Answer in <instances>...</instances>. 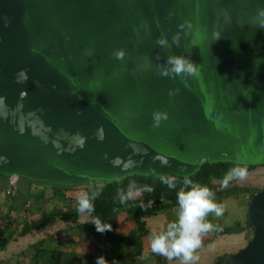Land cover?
<instances>
[{
	"label": "water",
	"instance_id": "95a60500",
	"mask_svg": "<svg viewBox=\"0 0 264 264\" xmlns=\"http://www.w3.org/2000/svg\"><path fill=\"white\" fill-rule=\"evenodd\" d=\"M261 8L0 0V175L80 186L264 166ZM171 57L194 71L177 73ZM247 218L254 235L226 264H264V189Z\"/></svg>",
	"mask_w": 264,
	"mask_h": 264
},
{
	"label": "trees",
	"instance_id": "16d2710c",
	"mask_svg": "<svg viewBox=\"0 0 264 264\" xmlns=\"http://www.w3.org/2000/svg\"><path fill=\"white\" fill-rule=\"evenodd\" d=\"M236 166L246 167L247 172L257 167L230 162H207L190 177L170 176L176 183L175 189L163 184L161 177L135 174L108 184L80 186H64L19 177L18 185L13 192L8 193V177L0 175V191L5 197V204L0 205V250H5L12 240L44 229L60 219L66 227L33 243L30 246L33 251L31 261H27L24 258L26 253L22 252L17 256L19 260L16 264H97L99 257H104L107 264H168L177 258L168 260L147 249V241L151 240L154 233L150 219L162 212L179 208L177 192L184 187L183 181L186 178L208 187L214 193V198L232 192L237 194L240 190L250 192V188L240 189L233 185L236 179L230 181L227 187L222 186L224 176ZM132 183L140 190L139 194L121 203L119 193L122 190L126 193ZM145 186L151 187L153 191H143ZM72 190H81L87 194L99 191L93 201L95 212L79 214V196L67 193ZM261 190L252 192L251 198ZM151 201L157 205L150 204ZM42 204L48 205V210ZM33 207L36 211L32 213L30 208ZM20 213L23 219L15 216ZM85 215H90L91 219L80 222ZM97 216L105 224H111V229L97 231L92 224ZM72 232L79 237V249H69L68 243L61 244ZM242 232H252L250 240L254 235V227L249 224L247 217L245 220H237L233 225L219 224L213 234L205 238L203 235L200 247L208 246L220 235ZM233 256L219 255L214 264H226Z\"/></svg>",
	"mask_w": 264,
	"mask_h": 264
},
{
	"label": "clouds",
	"instance_id": "9594fccd",
	"mask_svg": "<svg viewBox=\"0 0 264 264\" xmlns=\"http://www.w3.org/2000/svg\"><path fill=\"white\" fill-rule=\"evenodd\" d=\"M257 16L262 18L260 23L264 27V8L258 9ZM219 39V34H216ZM163 43V41H161ZM122 56L123 53H120ZM169 62L175 66L177 73L181 71L193 72V65L188 63L182 57H171ZM261 59L256 60V65L261 63ZM161 116H155V124L158 126ZM247 176V168L236 166L229 170L228 174L222 180V186L227 187L233 179L243 180ZM161 181L170 189L176 188L174 179L170 176H162ZM184 187L177 192V201L179 205L178 219L167 225L166 231L153 233L150 247L153 253L166 257L168 260L182 257L183 264H191V262L199 259L194 256L195 249L201 246V234L214 230V226L210 222H205L208 213H215L216 216L223 214V206L214 202V193L206 186L186 178L183 181ZM139 189L135 183L128 186L125 193L123 190L119 193L120 202L126 203L132 199L134 195L139 194ZM143 191L152 192L153 189L145 186ZM99 195V191L91 194L81 192L78 198V212L81 215L92 214L95 212L93 201ZM151 203V202H150ZM96 230L104 232L111 229V224H105L99 216L93 220ZM97 264H107L104 257H99Z\"/></svg>",
	"mask_w": 264,
	"mask_h": 264
},
{
	"label": "rangeland",
	"instance_id": "374dc122",
	"mask_svg": "<svg viewBox=\"0 0 264 264\" xmlns=\"http://www.w3.org/2000/svg\"><path fill=\"white\" fill-rule=\"evenodd\" d=\"M237 187H240V189L243 188H250L251 191H242L240 190L237 194L232 192L229 195H224L223 197H215L214 202L223 206V214L220 216H216L215 213H208L205 217V222H210L214 226V230L219 226V224L223 225H233L237 220H245L247 217V208L251 200V193L256 191L257 189H264V166H258L250 171L247 172V176L243 180L236 179L235 183L233 184ZM69 195L72 196H79L81 193V190L78 191H69L67 192ZM5 204V197L2 195L0 191V205ZM41 206L45 207V210H48V205L42 204ZM30 211H36L35 207L30 208ZM179 215V208H174L169 210L168 212H162L158 216H155L150 219V227L153 230L154 233H159L161 231H166L167 225L170 222H174L178 219ZM16 217H19L23 219L22 213L16 214ZM91 219L90 215H85L80 219V222L82 221H88ZM66 227V224L58 219L48 227L36 230L34 232H31L30 234L18 237L17 239L12 240L7 248L5 250H0V264H16L18 259V255L22 252L26 253L24 255V258H26L27 261H31L33 251L30 249V246L33 243H36L37 241L46 238L48 235L58 232L61 229H64ZM213 234V230L201 234V239L208 235ZM252 236V232H242L239 234H226V235H220L217 237L213 242V244H209L205 247H199L195 249L193 255L198 256L201 253H204L203 258L199 259L194 264H200L202 260H204V264H214L213 261L216 259L219 255H235L238 253L241 249H243L248 242L250 241V238ZM150 242L151 240L147 241V249L150 251ZM68 243L69 249H79V237L77 234L72 232L67 240H64L61 244ZM202 248H205L201 252ZM197 251V252H196ZM24 253V254H25ZM192 264V263H191Z\"/></svg>",
	"mask_w": 264,
	"mask_h": 264
},
{
	"label": "built area",
	"instance_id": "2783aa9c",
	"mask_svg": "<svg viewBox=\"0 0 264 264\" xmlns=\"http://www.w3.org/2000/svg\"><path fill=\"white\" fill-rule=\"evenodd\" d=\"M19 177L17 175H12L7 178L8 193L13 192V189L18 185ZM150 204L157 205L156 202L151 201Z\"/></svg>",
	"mask_w": 264,
	"mask_h": 264
},
{
	"label": "crops",
	"instance_id": "0c3cea01",
	"mask_svg": "<svg viewBox=\"0 0 264 264\" xmlns=\"http://www.w3.org/2000/svg\"><path fill=\"white\" fill-rule=\"evenodd\" d=\"M89 221V220H88ZM88 221H82V222H88ZM214 242H212L211 244H213ZM210 244V245H211ZM209 245V246H210ZM206 248V247H205ZM205 248H202L200 251H196L197 253H199V252H201L202 250H204ZM204 254H205V252L204 253H201V254H199L198 255V257H199V259H201V258H203V256H204ZM217 258V257H216ZM199 259L198 260H196V263H198L197 261H199ZM194 262L195 261H193V262H191L192 264H194ZM215 262V260L213 261V263ZM168 264H183V260H182V257H179V258H177V259H175V260H172V261H170ZM200 264H204V260H202L201 262H200Z\"/></svg>",
	"mask_w": 264,
	"mask_h": 264
}]
</instances>
